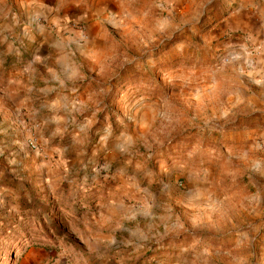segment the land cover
I'll use <instances>...</instances> for the list:
<instances>
[{
	"label": "rangeland",
	"instance_id": "374dc122",
	"mask_svg": "<svg viewBox=\"0 0 264 264\" xmlns=\"http://www.w3.org/2000/svg\"><path fill=\"white\" fill-rule=\"evenodd\" d=\"M0 264H264V0H0Z\"/></svg>",
	"mask_w": 264,
	"mask_h": 264
},
{
	"label": "crops",
	"instance_id": "0c3cea01",
	"mask_svg": "<svg viewBox=\"0 0 264 264\" xmlns=\"http://www.w3.org/2000/svg\"><path fill=\"white\" fill-rule=\"evenodd\" d=\"M43 40H44V45L42 46V50L40 49L38 52L41 54H45V57L44 58H37L35 57L34 61L30 62V69L31 67L33 68V65H35V63H43L44 61H46L48 59L47 55H50V43H45V41H47L48 39L46 37H43ZM42 59V60H41Z\"/></svg>",
	"mask_w": 264,
	"mask_h": 264
},
{
	"label": "built area",
	"instance_id": "2783aa9c",
	"mask_svg": "<svg viewBox=\"0 0 264 264\" xmlns=\"http://www.w3.org/2000/svg\"><path fill=\"white\" fill-rule=\"evenodd\" d=\"M28 145L35 151H39V145L34 139H29Z\"/></svg>",
	"mask_w": 264,
	"mask_h": 264
}]
</instances>
